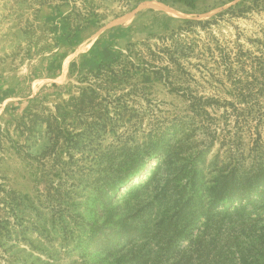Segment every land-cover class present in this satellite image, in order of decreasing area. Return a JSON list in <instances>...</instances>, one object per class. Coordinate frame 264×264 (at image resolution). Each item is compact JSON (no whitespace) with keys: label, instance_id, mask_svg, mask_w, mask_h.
Returning a JSON list of instances; mask_svg holds the SVG:
<instances>
[{"label":"rangeland","instance_id":"1","mask_svg":"<svg viewBox=\"0 0 264 264\" xmlns=\"http://www.w3.org/2000/svg\"><path fill=\"white\" fill-rule=\"evenodd\" d=\"M197 4L0 0V264L264 263V0Z\"/></svg>","mask_w":264,"mask_h":264},{"label":"trees","instance_id":"2","mask_svg":"<svg viewBox=\"0 0 264 264\" xmlns=\"http://www.w3.org/2000/svg\"><path fill=\"white\" fill-rule=\"evenodd\" d=\"M174 1L183 4L184 6H187L191 9H196L198 5L197 4L198 0H174ZM263 157L264 154L262 155L259 154V159H257L255 163L256 166L254 165L253 170H250L247 173L248 175H252V177H255L253 178L254 184L257 186H264ZM235 186H236V182L235 180H232L228 192L233 193L236 189ZM227 204L228 206H225V211L228 217L224 216L221 219V222L217 226L212 227L213 232L211 233V238L209 240L211 241V248L214 250L213 256L214 258H216V254L219 253V251H222V254L227 256L231 254L235 255L234 259L232 260L233 264H255L253 258L250 256L249 253L250 251L248 250L243 251V247L239 246V242H238L240 234L245 232L244 216L243 214L240 216L238 215L237 217L231 216L233 212L235 213L238 212L237 210H234L235 206H229V203ZM231 205L234 204L231 203ZM261 237L264 239V235H262ZM262 251L264 252V245Z\"/></svg>","mask_w":264,"mask_h":264}]
</instances>
